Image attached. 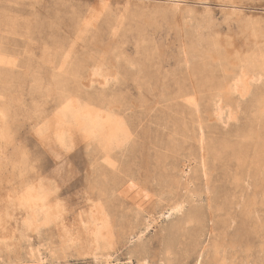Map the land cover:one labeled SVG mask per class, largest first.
Here are the masks:
<instances>
[{
	"label": "rangeland",
	"instance_id": "1",
	"mask_svg": "<svg viewBox=\"0 0 264 264\" xmlns=\"http://www.w3.org/2000/svg\"><path fill=\"white\" fill-rule=\"evenodd\" d=\"M170 2L0 0V103L12 138L1 159L0 179L10 186L23 175L52 188V201L62 205L68 221L99 204L114 242L100 258L112 259L110 264H212L218 251L234 264H264V123H257L259 129L254 124L253 98L231 102L230 108L209 99L224 65L214 59L218 52L234 45L249 55L263 47L264 0ZM90 11L95 21L83 30L94 14ZM252 32L258 39L250 37ZM96 67L103 73L112 70L111 77L105 87L95 84L83 91L111 103L131 133L127 147L115 155L114 185L104 195L93 185L97 158L83 144L59 152L34 134L71 82H84ZM263 86L257 87L259 93ZM197 113L210 119L205 121L209 128L203 129ZM201 133L210 147L220 149L217 158L205 152V145L200 148ZM239 158L247 159L244 166ZM204 159L207 180L199 169ZM29 233L26 242L0 249V264H102L100 258V263L93 261L88 243L60 242L53 226L40 235ZM30 250L41 254L39 263L30 261Z\"/></svg>",
	"mask_w": 264,
	"mask_h": 264
},
{
	"label": "bare ground",
	"instance_id": "2",
	"mask_svg": "<svg viewBox=\"0 0 264 264\" xmlns=\"http://www.w3.org/2000/svg\"><path fill=\"white\" fill-rule=\"evenodd\" d=\"M170 1L171 0H169V2ZM174 1H175L174 2V4H175L176 0H174ZM172 2H173V0H172ZM228 4H230V3H228ZM232 4H235V3H232ZM228 6H230V5H228ZM232 7H234V5ZM173 9H175V7ZM94 11H96V10H94ZM94 11H90V12H93L94 14H92L88 19H86V17H85L86 21H84L83 24L81 23L83 30H86L87 28H89V26L91 27V25L94 23L95 18H96V15H95L96 13ZM228 13H230V12H228ZM97 14H99V13H97ZM239 16H241V15H239ZM248 16H250V15H247V17ZM236 17L237 16H235V18ZM85 19H83V20H85ZM254 21H256V20H254ZM90 23H92V24H90ZM249 27H251V26H249ZM252 27H254V26H252ZM253 29H251V30L253 31ZM253 32H252V35H250V37L253 36V38L256 40L255 37H257L259 35L256 34L257 32L256 33H253ZM258 33H261V32L258 30ZM262 36L264 38V34H262ZM257 39H258V37H257ZM254 44H256V41ZM218 45H219V43H218ZM230 46L231 47L228 46L223 52L222 51L218 52L216 54V56L213 55L214 59H215V57H217L216 59H218L219 63L221 61L222 64H224V65H222V67L219 69V73H217L218 77L216 78V84L212 88V93H210L211 98H209V99L212 100V98H213L215 100V102L217 103L218 107L220 106V104H222L225 106V108H230L231 102L235 101L234 103H244L245 100H247L249 98L250 99L253 98L252 101L249 100L252 102V104L250 103L249 106L251 105L255 109V116H253L254 124L256 122V125H257V123L259 124V122H262V121L264 123V91L262 93L260 91L261 94L259 93V91H257V87L259 86V84L261 82H264V45L262 48H260L261 45H259L260 47L257 46L259 48H257L255 46L256 49L253 50L252 53L249 55L246 54L245 52L237 51L234 48V45H230ZM218 47H220V46H218ZM223 47H224V44H223ZM255 47H253V48H255ZM221 48H222V46H221ZM244 48L245 47H243V49ZM216 49H217V47H216ZM218 49H220V48H218ZM212 54H213V52H212ZM212 59H213V57H212ZM213 60H212V62H213ZM0 61H1V59H0ZM64 63L65 62L63 61L62 64H64ZM213 63H212V65H214ZM211 67H214V66H211ZM92 69H93L92 71L87 72V74L84 78V82L81 81L80 84H79V82L77 83V81H75V80L73 82H71L70 88H68L69 92H65V94L63 93L58 98V101L55 102L54 113H52V114L50 113L51 114L50 118L47 117L48 119L44 120L45 122H43L42 124H40L36 128V131L34 132V134L38 138V141L40 139V140H43V142H45V144H47V145L49 143L50 144L49 148L51 150L54 148H57V151L59 149V152L62 150L63 152L68 153L72 149L73 144H75V143L83 144L84 147L86 148V150L91 153L92 157L93 158L95 157L94 159L97 158L96 161L98 162V164L95 165L96 170L94 172L95 178L93 176V185H94V187L98 193L104 195L106 193V190L107 189L109 190L108 186L111 187L112 184L114 185V177L112 176V171H114V169H112V168H114L113 164H114V158L116 157L115 155L117 152H119L122 149H124L125 147H127L126 145H128L127 143L130 140V136H131L130 134L131 133H130L129 126L123 121L124 119L123 120L120 119L121 116L119 117L117 115L118 113L116 114L113 111L114 107H112V108L110 107L111 103H108L106 101H102L101 99L98 98V96H96V95L91 96L92 94L89 95L88 93L83 91V89H85V88H93L95 84L97 86L103 85L105 87V85L108 82L109 76L112 73V72H110L112 70H109V69L108 70L110 73L109 72L103 73L100 67H96V68H92ZM216 70H213V71H216ZM103 71H104V69H103ZM105 71H106V69H105ZM115 73H116V71H115ZM115 73H114V75H115ZM112 78H113V75H112ZM112 78H110V80ZM213 81L215 82V80H213ZM213 85H214V83H213ZM194 97L196 98L197 96H194ZM191 101L193 102L194 99ZM249 101L247 102V104L249 103ZM195 106H196V104H195ZM241 106H243V105H241ZM198 107H199V109H198ZM218 107H216V105H214L213 108L214 109L216 108L215 110H219ZM196 108L198 110V113H202L200 106H197ZM234 108H236V107H234ZM193 109H195V107ZM247 110H245V111H247ZM192 111H195V110H192ZM228 111H229V109H228ZM235 111H237V108ZM198 113H197V115H198ZM215 113H217V112H215ZM219 113H220V111L217 114H219ZM234 113L236 115V112H234ZM217 114H216V117L219 120L220 116L219 115L217 116ZM226 114H228V113H226ZM199 115H198V117H199L201 123H203V125H205L203 129L205 130V129L209 128V126H207L206 122H208V120H210V119L207 120L208 117L203 116L205 118V120H201V119H203V117L199 116ZM212 115H215V114H212ZM194 117L196 118V116H194ZM7 118H8L7 112L4 108V105L1 104L0 105V166L2 165L1 159L3 158V154H4L5 149L12 142V138L10 139V135H9V132H10L9 128L10 127H8ZM222 118L223 117L221 116V119ZM221 119H220V121H222ZM214 121H215V119H214ZM220 121H218V122H220ZM197 122L198 121H196V123ZM251 123H253V122H251ZM199 125H201L203 127L202 124L199 123ZM243 127H245V126L243 125ZM198 128H200V127H198ZM253 128H254V126H253ZM247 129L249 130L250 128L247 127ZM257 129H259L258 125H257ZM254 130L257 131L256 128ZM202 132H203V130H202ZM240 132H238V133H240ZM235 134H236V132H235ZM261 134L262 133L260 132L259 135H261ZM198 135H200L198 138L199 143H201L200 148L202 150H204L203 148L205 145V147L207 148V149H205V150H207L205 152H208V154L211 157L217 158V156H219L221 154L220 149L214 148V146L210 147V142L209 141L207 142V137H204V134L201 133ZM243 135H244L243 137L245 138V134H243ZM252 135H253V133H252ZM222 136H224V135H222ZM249 136H251V134H249ZM263 137H264V135H263ZM204 138H206V139H204ZM250 138L251 137H249V139ZM253 139H254V137H253ZM261 139H263V138H261ZM245 141H248V140L244 139V142ZM249 141H251V140H249ZM39 142L42 143V141H39ZM229 142H227V143H229ZM260 142H258V143H260ZM202 144H203V146H202ZM241 144H244V143H241ZM42 145H43V143H42ZM238 147H240V146H238ZM260 147H261V145H260ZM261 149L263 150V148H261ZM240 150H242V148ZM233 151L235 152L236 150H233ZM55 153H58V152H55ZM200 154H201V152H200ZM204 154H205V156L207 155L206 153H204ZM235 154L237 155V153H235ZM250 154H251V152H250ZM259 154H261V152ZM63 155H65V154H63ZM262 157L264 159V156H262ZM205 158H207V157H205ZM240 158H241V156H240ZM243 158H246V157H244V155H243ZM258 159H260V158H258ZM244 161H247V159H244L243 162L240 159L242 166L245 165ZM5 163H6V161H5ZM200 163L201 164H200L199 169H201L202 178L205 177L206 178L205 180H207V174L208 173L206 170V166H208V165L205 164V159L202 160ZM237 163H239V162H237ZM248 164H250V163L248 162ZM258 164H259V162H258ZM3 166H1V169ZM17 166H18V164H17ZM261 167L259 166L258 169ZM17 168H19V167H17ZM240 168H241L240 171H242L243 168L242 167H240ZM248 168L250 169V167H248ZM12 169H15V165L12 166ZM245 170L247 171L246 167H245ZM254 170H256V167ZM19 171H21V170L19 169ZM249 171H250V173H252L251 169ZM21 172H23V171H21ZM2 173L3 172H1V174ZM24 173L26 176V171ZM24 173H22V174H24ZM261 173L264 174V171ZM179 174H181V173H179ZM252 175H253V173H252ZM28 178H25L23 175H21V177H19V179H17V178L14 179L16 182V184L14 183L15 186L14 185L9 186L8 185L9 181L6 180V178L0 179V249L7 250L6 248H10V246L14 245L15 242H17V243L23 242L24 243L28 240L27 239V237H28L27 233L29 235H31V233H29V232H34L35 234L40 235L43 228H48L50 226H53L54 229H56V232L61 239L60 242L63 241L62 243H65V245L66 244L73 245L76 242H79L80 244H81V242L86 243V244L88 243L87 245H85L86 247L85 246L84 247L88 248L87 246L89 245V247H90L89 251L92 252V256L94 257V259L92 258L93 261L100 263L99 262L100 256L106 255L105 254L106 250L112 248V243H114V242H112V236L113 235H112V233H111L112 231L110 229L111 224L108 221L109 217L104 212V209L99 204H92V205H90L89 208H87L86 211L83 212V214L79 213L71 221H68L66 211L62 208V205L57 203V201H52L53 200L52 198H53L55 191L52 188L50 189L47 187H43L40 184L33 183ZM36 179L34 178V180H36ZM17 180H18V182H17ZM234 182L236 184V180ZM205 186H206V182H205ZM228 213L230 215V212H228ZM225 221H227V220L225 219ZM220 225H222V224H220ZM193 232H195V231H193ZM189 237H191V236H189ZM113 239H114V237H113ZM28 242H30V241H28ZM18 244H20V243H18ZM18 244H16L17 247L20 246V245L18 246ZM30 246H32V244ZM12 247H14V246H12ZM30 248H32V247H30ZM68 248H70V247H68ZM14 249H17V248H14ZM28 250H29V248H28ZM33 250L29 251L28 257H29L31 262L39 263L40 259H41V258H39V256L41 254L40 255L36 254V256H34L36 250H34L35 252ZM215 250H219V249L217 248ZM1 251L2 250H0V252ZM17 251L18 250H16V252ZM6 252H10V251H6ZM91 252H89V253L91 254ZM79 253H80V251H79ZM199 254H198V259L200 257ZM213 254H214L213 255L214 260H216V261H214L215 264H234L232 262V260H229L230 257L228 258L225 256V253H223V251H220V252L218 251L217 253L214 252ZM25 256H27V255H25ZM41 257H43V256H41ZM102 258H105V256ZM33 259H36V260H33ZM100 260H101V258H100ZM110 260H112V259H110ZM110 260L108 258H106L103 261L102 260L101 261H102V264H110ZM25 261L27 262V260H25ZM214 262L212 264H214ZM14 264H16V263H14ZM47 264H49V263H47Z\"/></svg>",
	"mask_w": 264,
	"mask_h": 264
}]
</instances>
